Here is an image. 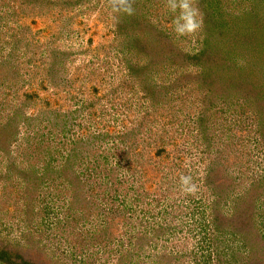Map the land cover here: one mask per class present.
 Segmentation results:
<instances>
[{
    "label": "rangeland",
    "instance_id": "374dc122",
    "mask_svg": "<svg viewBox=\"0 0 264 264\" xmlns=\"http://www.w3.org/2000/svg\"><path fill=\"white\" fill-rule=\"evenodd\" d=\"M198 7L0 0V264H264V0Z\"/></svg>",
    "mask_w": 264,
    "mask_h": 264
},
{
    "label": "clouds",
    "instance_id": "9594fccd",
    "mask_svg": "<svg viewBox=\"0 0 264 264\" xmlns=\"http://www.w3.org/2000/svg\"><path fill=\"white\" fill-rule=\"evenodd\" d=\"M134 0H108L113 12L132 15ZM165 6L173 14L172 31L177 37L191 36L203 27V14L198 7V0H165ZM180 190L185 195H195L198 185L191 175H181Z\"/></svg>",
    "mask_w": 264,
    "mask_h": 264
},
{
    "label": "trees",
    "instance_id": "16d2710c",
    "mask_svg": "<svg viewBox=\"0 0 264 264\" xmlns=\"http://www.w3.org/2000/svg\"><path fill=\"white\" fill-rule=\"evenodd\" d=\"M9 258H10V254H9L8 251L0 250V260L1 261H4V262L8 263V262H10Z\"/></svg>",
    "mask_w": 264,
    "mask_h": 264
}]
</instances>
